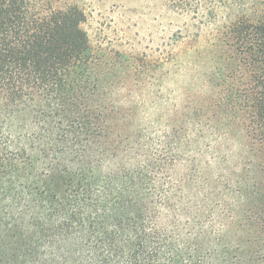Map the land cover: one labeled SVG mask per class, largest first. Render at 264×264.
<instances>
[{
	"label": "trees",
	"instance_id": "16d2710c",
	"mask_svg": "<svg viewBox=\"0 0 264 264\" xmlns=\"http://www.w3.org/2000/svg\"><path fill=\"white\" fill-rule=\"evenodd\" d=\"M82 1L0 0V264H264V0L151 55Z\"/></svg>",
	"mask_w": 264,
	"mask_h": 264
},
{
	"label": "rangeland",
	"instance_id": "374dc122",
	"mask_svg": "<svg viewBox=\"0 0 264 264\" xmlns=\"http://www.w3.org/2000/svg\"><path fill=\"white\" fill-rule=\"evenodd\" d=\"M81 5L93 45L112 51L158 54L168 50L175 33L197 24L179 0H83Z\"/></svg>",
	"mask_w": 264,
	"mask_h": 264
}]
</instances>
